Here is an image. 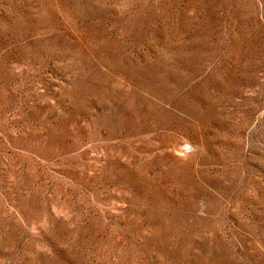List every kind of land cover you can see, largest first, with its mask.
Listing matches in <instances>:
<instances>
[{"label": "rangeland", "instance_id": "rangeland-1", "mask_svg": "<svg viewBox=\"0 0 264 264\" xmlns=\"http://www.w3.org/2000/svg\"><path fill=\"white\" fill-rule=\"evenodd\" d=\"M0 264H264V0H0Z\"/></svg>", "mask_w": 264, "mask_h": 264}]
</instances>
